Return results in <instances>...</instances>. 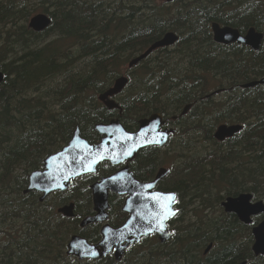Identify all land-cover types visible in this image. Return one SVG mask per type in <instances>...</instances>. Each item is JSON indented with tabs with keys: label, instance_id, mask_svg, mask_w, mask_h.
Segmentation results:
<instances>
[{
	"label": "trees",
	"instance_id": "1",
	"mask_svg": "<svg viewBox=\"0 0 264 264\" xmlns=\"http://www.w3.org/2000/svg\"><path fill=\"white\" fill-rule=\"evenodd\" d=\"M37 13L51 20L42 32L28 27ZM213 21L264 34V0H0V264H264V256L251 252L250 225L220 206L241 192L264 201V85L241 87L264 76V40L257 52L217 44ZM167 31L179 34L177 43L127 68L129 81L117 101L130 131L153 112L169 118L192 104L173 122L177 132L166 146L143 149L131 165L136 178L149 181L174 152L170 173L158 185L179 199L173 238L164 245L156 237L143 239L121 262L112 255L78 261L66 255V243L91 212L87 183L95 176L40 202L37 193H23L28 175L76 127L91 143L100 138L94 124L118 112L105 108L98 94ZM219 88L223 92L206 97ZM222 123L241 124L242 130L217 141L213 133ZM71 199L75 216L57 214L56 207ZM111 201L117 214V199Z\"/></svg>",
	"mask_w": 264,
	"mask_h": 264
},
{
	"label": "water",
	"instance_id": "2",
	"mask_svg": "<svg viewBox=\"0 0 264 264\" xmlns=\"http://www.w3.org/2000/svg\"><path fill=\"white\" fill-rule=\"evenodd\" d=\"M171 2L173 0H161ZM50 24V18L45 13H37L30 17L28 27L35 32L45 30ZM211 29L213 39L217 43L229 44L237 42L251 47L252 50L258 51L261 47L263 34L251 27L245 34L231 26H220L217 22H212ZM178 40L176 33L169 31L164 36L152 43L144 52L140 53L132 60L128 66L131 67L154 50L162 47L172 46ZM5 75L0 66V84L4 81ZM128 82L126 76H120L115 79L113 85L99 94L98 98L108 109L119 108V105L112 99L119 94ZM256 85H264V76L260 79L253 80L242 84V88H251ZM218 92V91H217ZM190 105H186L181 114L187 113ZM172 119H176L174 116ZM164 124L160 113H153L149 117L139 121L138 129L129 132L121 124L119 119H112L108 123H98L95 125V131L100 134L102 139L97 144H89L80 134L79 128L73 132L71 140L61 150L49 155L44 160L43 170H37L29 175V182L24 193L37 191L43 193L40 197L42 201L47 195L54 191H65L72 183L73 179L87 173L96 171V167L103 161H109L111 164L118 165L124 162H131L137 153L146 146L162 147L168 140L171 133L175 130L161 129ZM242 129L240 124H220L217 126L214 137L217 141H223L231 138ZM158 141V143L156 142ZM132 150L131 155L125 157L124 152ZM97 153L108 156L119 155L120 162L113 163L111 159H104L94 165V171H88L87 168L93 159H98ZM169 173L168 169L160 168L153 181L141 182L136 179L126 164L115 173L102 177L99 181L91 186L93 210L95 215L86 217L80 223L81 227L97 222H104L108 218L107 209L109 192L117 195H127L123 211L129 213L127 221L118 228H112L105 224L101 229L102 239L97 244H90L80 235H72L67 244V254L74 255L79 260L98 259L105 257L112 249L117 261H120L124 250L131 244L138 242L141 237L150 234H157L162 243L171 237L167 229V222L174 216H170L158 224L157 216L162 212L161 205L164 200L157 201L151 199L152 193L168 194L172 192H163L155 190L157 183ZM146 184H154V188L147 189L143 187ZM252 196L249 193H241L237 196H229L223 202L222 206L227 213H233L244 224L252 222V217L264 213V203L262 201H251ZM245 203L247 210L241 212L239 205ZM176 203L171 204L174 209ZM175 210V209H174ZM58 213L66 217L73 216V203L62 206L57 209ZM147 233V234H146ZM254 242L252 251L256 256L264 255V219L252 228ZM208 246L205 252L210 249ZM96 253V255H91ZM237 264H247L246 261Z\"/></svg>",
	"mask_w": 264,
	"mask_h": 264
},
{
	"label": "flooded vegetation",
	"instance_id": "3",
	"mask_svg": "<svg viewBox=\"0 0 264 264\" xmlns=\"http://www.w3.org/2000/svg\"><path fill=\"white\" fill-rule=\"evenodd\" d=\"M137 127H138V125H137ZM99 137L100 138L96 142H98L101 139V136L100 135H99ZM96 142H94V143H96ZM139 152H141V151H139ZM139 152L137 153L135 159L131 162V165L136 161ZM125 165H126V163H121V164H118V165H114V164H110L107 161L101 162V163L98 164L95 173H92V174H89V175H85V176L76 178L75 180L79 181L81 179H86L87 177H90V176H95V179H93L92 181H90L89 183H87L88 188H90V186L94 182H97L102 177L109 176V175L115 173L116 171H118L119 169H121L122 167H124ZM103 173H105V174H103ZM140 181H142V180H140ZM89 191H90V189H89ZM112 196H114L117 199V205L119 207V212L117 214H115V212H113L114 206H113L112 201H111ZM126 198H127L126 196H122V195L119 196V195L111 192L109 194V198H108L109 207H108V210H107V212H108V218H107V220L105 222L90 223V224H87V225H85L83 227L80 226V227H78V230L75 231L74 233H76V234H79L80 233L79 235H82L91 244H94V243L96 244V243L100 242V240L102 239L101 229H102V227L105 224H108L112 228H117V227L123 225L127 221L128 217H129V213L123 211V207L125 205ZM90 200H91V212L89 214L83 216L80 221H82L86 217H90V216H93L95 214V212L93 210V203H92V192L90 194ZM69 201L74 202L72 199L69 200ZM74 207H75V205H74ZM75 209H76V207H75ZM80 221L78 222V225H80ZM170 227L172 228L171 223H170ZM88 236H91V237H88ZM87 237L90 238L93 241H90ZM111 255H112V251L109 252V255L108 256H111Z\"/></svg>",
	"mask_w": 264,
	"mask_h": 264
},
{
	"label": "snow or ice",
	"instance_id": "4",
	"mask_svg": "<svg viewBox=\"0 0 264 264\" xmlns=\"http://www.w3.org/2000/svg\"><path fill=\"white\" fill-rule=\"evenodd\" d=\"M158 143V141H156ZM132 150L129 149L127 152H124L123 155L125 157L131 155ZM98 159H93L91 161V164L88 166L87 170L88 171H94V165L99 163L100 161L104 159H111L113 163H118L121 160V157L119 155L112 156L109 154L108 156H105L103 154L97 153ZM143 187L147 189H152L154 188V184H146ZM151 199L161 201L164 200L165 203L161 205L162 207V212L157 216V222L158 224H162V221L170 216H175L177 214L178 210H174L171 208V204L176 203V194L175 193H168V194H162V193H152L150 196ZM239 210L241 212H245L247 210V205L245 203H241L239 205ZM147 234V233H146ZM91 255H96V253H92Z\"/></svg>",
	"mask_w": 264,
	"mask_h": 264
},
{
	"label": "bare ground",
	"instance_id": "5",
	"mask_svg": "<svg viewBox=\"0 0 264 264\" xmlns=\"http://www.w3.org/2000/svg\"><path fill=\"white\" fill-rule=\"evenodd\" d=\"M242 1V0H241ZM192 28V27H191ZM200 33V32H199ZM203 33V32H202ZM200 40V39H199ZM172 52V51H171ZM134 54V53H133ZM139 54V53H138ZM172 54V53H171ZM208 60H210V59H208ZM213 60V59H212ZM244 63V62H243ZM138 64V63H137ZM137 64H135V65H137ZM135 65H133V66H135ZM133 66H131V67H133ZM238 66V65H237ZM131 67H129V68H131ZM178 71V70H177ZM164 72V71H163ZM161 73V72H160ZM179 74V73H178ZM123 75H126V74H123ZM194 78H195V76H194ZM176 82V81H175ZM190 85V84H189ZM186 86V85H185ZM192 86V85H191ZM200 86V85H199ZM197 87V86H196ZM190 88V87H189ZM202 88V87H201ZM195 90V89H194ZM192 96V95H191ZM186 97V96H185ZM193 98V97H192ZM195 99V98H194ZM187 101V100H186ZM190 102V101H189ZM263 105V104H262ZM261 105V106H262ZM259 108V107H258ZM262 107H260V109H261ZM264 109V108H263ZM180 115H182V114H180ZM184 115V114H183ZM208 119V118H207ZM205 120V119H204ZM209 123V122H208ZM196 124V123H195ZM211 124H213V123H211ZM216 125V124H215ZM248 125V124H247ZM246 125V126H247ZM89 126V125H88ZM211 126V125H210ZM203 127V126H202ZM76 128H79V127H76ZM206 130V129H205ZM245 130V129H244ZM209 131V130H208ZM196 132H198V131H196ZM203 132H204V130H203ZM245 132H247V131H245ZM213 142V141H212ZM214 145V144H213ZM254 148V147H253ZM256 150V149H255ZM192 154V153H191ZM208 154V153H207ZM187 157H189V156H187ZM186 158V157H185ZM173 161V160H172ZM184 161V160H183ZM182 161V162H183ZM185 162V161H184ZM185 165H187L186 163H185ZM171 167V166H170ZM185 167V166H184ZM189 167V166H188ZM184 169V168H183ZM187 169V168H186ZM174 172V171H173ZM231 178V177H230ZM256 180V179H255ZM233 181V180H232ZM163 182V181H162ZM236 183V182H235ZM230 184V183H229ZM220 186V185H219ZM235 186V185H234ZM238 186V185H237ZM217 188V187H216ZM230 188V187H229ZM207 191V190H206ZM203 192V191H202ZM262 193V192H261ZM70 194H72V193H70ZM76 194V193H75ZM72 196V195H71ZM206 196V195H205ZM203 198H204V196H203ZM179 200V199H178ZM195 200V199H194ZM215 200H217V199H215ZM185 202V201H184ZM183 203V202H182ZM186 203V202H185ZM190 203V202H189ZM205 203H207V202H205ZM83 204V203H82ZM191 204V203H190ZM212 204V203H211ZM81 205V204H80ZM198 205V204H197ZM85 206V205H84ZM204 206V205H203ZM203 206H202V208H203ZM213 206H214V204H213ZM183 207H185V206H183ZM205 207V206H204ZM209 209V208H208ZM178 210V209H177ZM200 210V209H199ZM213 210V209H212ZM183 211H184V209H183ZM196 212H197V210H196ZM200 212V211H199ZM207 217V216H206ZM4 219V218H3ZM198 219V218H197ZM180 220H181V218H180ZM195 220V219H194ZM68 222V221H67ZM12 223V222H11ZM16 223V222H15ZM72 224V223H71ZM193 224V223H192ZM196 224V223H195ZM200 224V223H199ZM2 225V224H1ZM189 226V225H188ZM194 229V228H193ZM42 231V230H41ZM201 231V230H200ZM5 232V231H4ZM46 232V231H45ZM37 234V233H36ZM44 234V233H43ZM42 234V235H43ZM80 234V233H79ZM193 234V233H192ZM195 234V233H194ZM10 235V234H9ZM8 235V236H9ZM48 236V235H47ZM82 236V235H81ZM45 237V236H44ZM208 255V254H207ZM144 256V255H143ZM208 258V257H207ZM145 260V259H144ZM125 261V260H124ZM152 261V260H151ZM185 262H187V261H185ZM141 264V263H140Z\"/></svg>",
	"mask_w": 264,
	"mask_h": 264
},
{
	"label": "rangeland",
	"instance_id": "6",
	"mask_svg": "<svg viewBox=\"0 0 264 264\" xmlns=\"http://www.w3.org/2000/svg\"><path fill=\"white\" fill-rule=\"evenodd\" d=\"M1 63V62H0ZM4 62H2V64H3ZM126 69H127V64L125 65V66H123L122 68H121V71L123 72V74H126L127 72H126ZM217 99H218V97H217ZM167 154H169V153H164L163 155H167ZM170 154H171V158H169V157H167V159H166V161H168V162H172V160H174V152L173 151H170ZM168 162H164L163 163V165H161V166H168ZM167 181V180H166ZM54 194H51V195H49L47 198H46V201L47 202H49V200L51 199L52 200V196H53ZM255 199H257V198H255ZM58 207V206H57ZM192 208V207H191ZM212 211H214V210H212ZM188 217H192V212H190V216H188Z\"/></svg>",
	"mask_w": 264,
	"mask_h": 264
}]
</instances>
